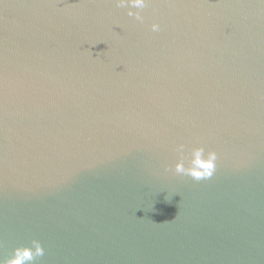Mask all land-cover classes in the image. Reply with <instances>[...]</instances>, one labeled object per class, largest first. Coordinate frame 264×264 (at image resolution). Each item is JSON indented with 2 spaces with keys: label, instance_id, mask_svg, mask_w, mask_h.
<instances>
[{
  "label": "water",
  "instance_id": "95a60500",
  "mask_svg": "<svg viewBox=\"0 0 264 264\" xmlns=\"http://www.w3.org/2000/svg\"><path fill=\"white\" fill-rule=\"evenodd\" d=\"M126 11L0 3V262L264 264V0Z\"/></svg>",
  "mask_w": 264,
  "mask_h": 264
},
{
  "label": "clouds",
  "instance_id": "9594fccd",
  "mask_svg": "<svg viewBox=\"0 0 264 264\" xmlns=\"http://www.w3.org/2000/svg\"><path fill=\"white\" fill-rule=\"evenodd\" d=\"M117 7L126 8V15L134 17L135 20L143 22L141 10L145 9L151 0H114ZM136 9L137 11H132ZM151 30L153 32L160 31L159 24H152ZM184 145L178 146V153H182ZM185 157L180 155L175 164L172 166L171 171L173 174L187 175L194 180L207 179L213 175L216 167L217 154L215 151L205 153L203 147H193L191 149V159L188 161V166H185ZM43 255V249L40 243L36 240L31 241V247L21 246L13 249L10 258L0 264H26V262L33 261L36 257Z\"/></svg>",
  "mask_w": 264,
  "mask_h": 264
},
{
  "label": "snow or ice",
  "instance_id": "6c2138e0",
  "mask_svg": "<svg viewBox=\"0 0 264 264\" xmlns=\"http://www.w3.org/2000/svg\"><path fill=\"white\" fill-rule=\"evenodd\" d=\"M0 3H3V0H0Z\"/></svg>",
  "mask_w": 264,
  "mask_h": 264
}]
</instances>
